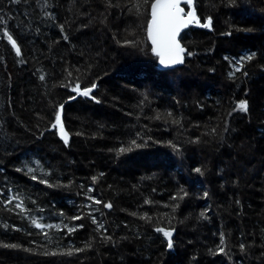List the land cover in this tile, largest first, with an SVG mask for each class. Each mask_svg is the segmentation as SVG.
I'll list each match as a JSON object with an SVG mask.
<instances>
[{"label":"trees","instance_id":"1","mask_svg":"<svg viewBox=\"0 0 264 264\" xmlns=\"http://www.w3.org/2000/svg\"><path fill=\"white\" fill-rule=\"evenodd\" d=\"M107 3L0 0V16L22 53L17 57L0 31V243L21 246L0 247V264H264V0H236L235 6L195 0L201 22L212 17V30L189 28L181 35L194 55L185 54L183 66L172 71L157 70L136 0ZM226 32L231 35H221ZM249 52L254 59L229 78L235 60ZM77 78L81 87L97 83L92 95L99 103L68 100L76 94L61 85ZM240 100L247 101V113L233 111ZM61 103L67 145L46 130ZM158 113L162 118L154 119ZM132 139L141 147L117 156ZM181 188L188 195L173 201ZM8 196H18L27 211L15 206L18 200L3 203ZM109 202L112 208H104ZM90 211L115 246L102 242ZM144 213L151 223L139 219ZM33 219L55 227L37 229ZM157 226L174 229L172 250ZM86 243L92 245L86 251L59 254ZM218 247L225 251L209 252Z\"/></svg>","mask_w":264,"mask_h":264},{"label":"snow or ice","instance_id":"2","mask_svg":"<svg viewBox=\"0 0 264 264\" xmlns=\"http://www.w3.org/2000/svg\"><path fill=\"white\" fill-rule=\"evenodd\" d=\"M21 0H10V3L13 4H18L20 3ZM24 3H27L28 0H23ZM223 2V0H221ZM236 0H229V3L227 6H235ZM182 5H184L182 7ZM119 7V5H112L110 3V0H108L107 7ZM134 7L137 9V14L138 15H144L146 19V35H147V40L150 42L151 48V54L157 59L158 65L162 66L165 69H174L175 66L177 65H182L185 62V54L189 57L193 56L194 53L192 51H188L186 46L182 45L181 39V33L183 30L188 29L189 26H196L198 28H203V29H208L209 31L212 30V17L208 16L204 18V22H201V18L197 15V9L195 6V0H136V3L134 4ZM187 8V11L185 10ZM142 10V11H141ZM0 25H3L2 28H0V31L3 32V37L7 39V42L11 45V48L14 50L15 55L17 57H20L22 55L21 53V48L19 47L17 41L13 38V35L9 33V30L7 28V18L4 16H0ZM86 27V25H85ZM61 30L63 31V26L61 25ZM239 30V29H238ZM244 31L251 32L252 29H243ZM221 35H231V32H226V33H221ZM64 39L67 40L68 37L64 36ZM119 42V41H118ZM125 45H133L135 46V41H124ZM256 56L255 52H249L247 55H241L238 59L235 60L233 63L232 67L234 68V72H229V78H233L235 76L236 72H241L242 69L244 68V62L245 61H252L254 57ZM227 60L228 57H225ZM23 63L24 61H20ZM264 68V66H262ZM67 72L68 78L72 77V72L68 71L65 69ZM76 71H79V69H76ZM209 71H212L210 69ZM244 76L248 75L247 71L243 72ZM45 77L43 75L40 76V80H44ZM62 87H69L70 91L72 93H75V96L70 95L68 97V100H75L77 97H82V98H88L96 103H99L100 101L96 99L94 95H92V92L94 89L97 88V83L96 82H91L90 86H84L81 87V83L79 81V78L76 79V82L73 84L71 80H69L68 84H62ZM144 100H147V96L144 97ZM144 100H142L140 103L141 105L144 104ZM64 108V104L61 103L58 105V107L55 110V118L54 121L51 122L50 127L46 130L48 131H54L56 134L59 135V138L64 142L65 145L68 144L69 142V133L66 131L64 124L62 123V118H61V113ZM239 110L240 112L247 113L248 107H247V101L246 100H240L233 111ZM231 112L228 114L231 116ZM167 116L169 118L172 117V113L169 112L167 113ZM154 119H161V115L158 113ZM167 122V121H165ZM173 124H179L180 120L178 119H172L171 121ZM38 127V126H37ZM228 122L225 121V128L224 131H228ZM215 129H213V132ZM80 133H77L79 135ZM41 136H43V133H40ZM137 137H140V133H136ZM195 142H199V138ZM130 146L124 147L121 146L118 149H116V154L117 156L130 152L132 150L131 146H135L137 148L141 147L140 144H137L136 139H132L130 142ZM169 146L173 148L174 151H179L178 147L175 144H172L169 142ZM16 171H21L20 168H17ZM193 171L201 176H203L204 171L200 167H196L193 169ZM27 172L32 174L31 179L37 180L38 177L34 174L35 169L32 167L27 168ZM103 175V173H101ZM97 177L93 176L92 181L93 183L96 182ZM39 183L47 185L49 188L54 187L53 184L49 183L47 180L43 178H39ZM10 191V190H9ZM89 192L92 191L91 188L88 189ZM155 191V189H153ZM180 195L179 193L176 196H172L171 199L173 201H176L177 199L183 200L184 197L188 195V193L181 188L180 189ZM5 193L0 192V196H4ZM204 196L207 197L208 193L205 192ZM18 200V196H8L7 199L3 201V203L11 204L13 200ZM88 200H91L94 205H100L102 202L99 199H96L95 197L88 196ZM33 203H35L33 201ZM145 204H150L154 203L153 201H150L148 199H145L144 201ZM239 203V201H237ZM17 208L21 209V211H27V209L24 208L23 206V201H19L15 205ZM178 204L172 205V210L175 212L176 208L178 207ZM85 207L92 209V205H85ZM103 207L106 209H111L112 204L109 203H104ZM165 207H168V205H165ZM43 211V209H41ZM94 211H99V209H94ZM63 215V213H61ZM91 216V222L92 224L96 225L95 231L98 233H101V230H103V233H107L108 229L105 227V224L103 222H100L95 215H92L91 211L89 213ZM103 213H101V216ZM130 215L136 216L137 213L133 212L130 213ZM200 217L206 219L207 217L205 216L204 212L200 213ZM73 220H79L82 219L81 216H73ZM139 219L145 220L147 223L152 222V217L148 216L147 213H144L143 215L139 216ZM169 223H171V220H169ZM32 225L40 230H43L45 228H53L55 227L52 224H44L38 222L36 219L32 220ZM76 227L82 228L83 225H78ZM76 227H68L65 225V228H67L68 233H72L76 231ZM19 231V229H16ZM154 231L156 233H161L162 236L164 237V240L166 241V249L167 250H172L173 249V228H164V227H155ZM101 233V240L104 243H112L113 246H115V243L117 241H113V237L110 235H104ZM45 238L49 241V243L52 242L51 237H49L48 233H43ZM31 235V233H29ZM120 239H127V237H121ZM220 245H225V235L224 233L220 234ZM0 247L4 248H10V249H18L21 246L19 244H11V243H0ZM92 247L91 243H86L84 248H79V247H72L69 248L65 252H61L59 254L61 255H68L71 256L74 253H80L83 251H86ZM240 251L243 253L246 250L245 244L241 243L239 245ZM24 251L28 252L31 251V249L24 248ZM225 251L224 247H218L216 252L213 253L212 249H209V252L212 253L213 255L218 254V253H223ZM57 255L58 253L56 252H45L44 255ZM264 255V253H262Z\"/></svg>","mask_w":264,"mask_h":264},{"label":"water","instance_id":"3","mask_svg":"<svg viewBox=\"0 0 264 264\" xmlns=\"http://www.w3.org/2000/svg\"><path fill=\"white\" fill-rule=\"evenodd\" d=\"M184 5H182V7H183ZM187 8H185V10H186ZM189 28H193V29H203V28H198V27H196V26H189ZM188 28V29H189ZM188 29H185V30H183L182 31V33H181V35L185 32V31H187ZM208 30V29H207ZM146 39H147V35H146ZM179 39H180V37H179ZM147 42H148V44H149V46H150V48H151V45H150V42L147 40ZM183 66V64L182 65H177V66H175V68L174 69H177V68H180V67H182ZM156 68H157V70L158 71H172V70H174V69H165V68H163L162 66H159L158 65V62H156ZM61 140V139H60ZM62 141V140H61ZM63 142V141H62ZM64 143V142H63Z\"/></svg>","mask_w":264,"mask_h":264},{"label":"rangeland","instance_id":"4","mask_svg":"<svg viewBox=\"0 0 264 264\" xmlns=\"http://www.w3.org/2000/svg\"><path fill=\"white\" fill-rule=\"evenodd\" d=\"M258 10H259V9H258ZM186 11H187V10H186ZM118 25H119L118 28H119V29H122L123 26H124V23L121 21ZM182 45H184V44H182ZM96 257H97V256H96Z\"/></svg>","mask_w":264,"mask_h":264}]
</instances>
